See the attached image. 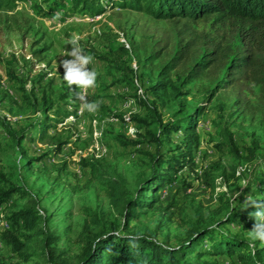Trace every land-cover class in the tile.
<instances>
[{"label": "trees", "instance_id": "16d2710c", "mask_svg": "<svg viewBox=\"0 0 264 264\" xmlns=\"http://www.w3.org/2000/svg\"><path fill=\"white\" fill-rule=\"evenodd\" d=\"M16 1L0 0V34L9 23H17L15 14L8 13L13 11ZM64 2L54 1L55 4ZM115 7L119 11H114ZM70 10L91 15L109 11V15L116 16V28L127 39V46L121 44L117 56L121 59L126 54H134L136 62L151 73L152 81L147 89L155 99L148 102L142 96L140 101L147 114L133 117L143 130L136 140L123 137L119 140L125 146L143 143L154 146V153L149 154L150 172L137 181L132 191L114 169L104 175L105 194L110 206L121 216L120 225L108 224L103 216L84 208L85 218L76 236L78 252L74 256L56 245L57 236L48 228L47 218L40 213L38 198L0 172V208L14 195L23 200L20 205L13 201V209L6 216L7 227L0 231V241L23 261L36 256L38 260L33 264H264V245L255 242L253 249L245 234L255 223L250 215L255 209L243 207V204L230 208L221 216V208L200 215L199 222L176 245L128 230L131 221L156 203L172 216L173 200L162 204L159 193L166 184L174 182L183 166L190 164L193 167V152L199 144L197 124L207 108L204 103L189 106L180 99L192 81L200 77L208 81L204 90V100L208 103L217 95L229 111H237L249 118L264 113V0H75ZM122 11L144 13L150 20L139 22ZM160 21L162 24L158 23ZM47 49L33 51L38 61L49 63L42 55ZM132 73L137 77L134 71ZM9 74L15 78L12 72ZM41 79L39 74L34 81ZM18 81L23 83L20 78ZM119 81L134 84V80L126 76ZM21 89H24L23 85ZM253 93L254 101L250 98ZM68 97L76 99L69 88L58 94L56 100L43 90L40 114L30 126L15 130L5 120L0 121L22 156L26 157L22 142L27 137L30 141L51 146L45 154L61 151L66 140L50 129L55 130L57 123L72 115L61 106V103H67ZM28 98L24 93V99ZM166 100L175 107L168 120L163 119L159 109ZM30 129L34 130V136ZM173 132H181L182 137L173 148H168V153L161 151L163 143L172 141ZM220 137L214 142L218 151L240 156L232 132L223 128ZM247 151L254 154L250 147ZM39 159L29 157L26 161L31 166ZM80 163L91 170L95 166L87 158H82ZM220 165L219 161L214 162L213 167L200 172L199 177L214 193L226 195L225 191L215 192L219 189L217 177L225 184L223 174L214 175L212 171ZM64 167L65 163H62L61 169ZM236 170L237 166L234 174L239 175L240 168ZM250 196L264 199V174ZM236 224L239 230L231 228Z\"/></svg>", "mask_w": 264, "mask_h": 264}, {"label": "rangeland", "instance_id": "374dc122", "mask_svg": "<svg viewBox=\"0 0 264 264\" xmlns=\"http://www.w3.org/2000/svg\"><path fill=\"white\" fill-rule=\"evenodd\" d=\"M54 1L18 0L13 11L8 12L15 14L17 23H9L0 34V121L5 120L15 130L30 126L40 114L43 90L53 100L66 92L68 86L63 82V68L59 61L69 58L64 54L71 46L66 45L65 40L72 35H77L85 53L94 57L89 68L98 74L97 86L88 90L87 98L98 102L100 107L95 113H89L82 111L81 102L72 97L66 99L67 103H61L72 115L57 123L55 130L50 129L66 140L57 154H45L51 146L30 141L27 137L22 142L26 157L22 156L0 124V172L38 198L40 213L47 218L48 228L57 236L56 245L74 256L78 252L76 236L85 218L84 208L94 210L108 224L120 225L121 216L110 206L105 194L104 175L114 169L132 191L137 181L149 174L152 163L149 154L154 153V146L146 143L125 146L119 140L122 137L139 138L143 127L133 117L147 114L140 98L143 96L152 102L155 97L147 89L152 81L150 71L136 62L134 54H126L121 59L116 54L121 44L127 46L126 37L114 23L116 16L109 15V11L100 15L72 12L70 8L75 0H65L61 4ZM114 11L119 8L115 7ZM122 12L139 22L150 20L144 13ZM158 23L162 24L161 21ZM44 47L48 49L42 55L49 63L38 61L33 53ZM131 69L137 77L132 75ZM9 72L15 78L10 77ZM39 74L41 81H34ZM124 76L132 78L134 84L120 82ZM19 78L23 80L22 84ZM206 87L208 81L200 77L185 88L187 93L180 98L189 106L204 103L207 108L197 124L199 144L193 152V167L190 164L183 166L174 182L166 184L159 193L162 204L173 200L172 216L156 203L130 222L129 231L176 245L199 222L200 215L221 208V216L234 208V204L235 208L243 204L264 174V113L249 118L237 111H229L217 95L208 103L204 100ZM254 91L257 92V88ZM24 93L28 99H24ZM254 94L250 95L252 101L255 100ZM174 108V103L168 100L159 107L164 120L171 117ZM223 128L232 132L240 156L222 154L214 147V142L221 139ZM31 133L35 135L34 130ZM181 137V132L171 133L172 141L163 143L161 151L168 153V148H173ZM247 147L254 149L253 155ZM29 157L40 159L30 166L26 161ZM82 158L94 162V169L83 166L80 163ZM216 161L221 165L212 170L213 174H223L225 184L219 180L221 177H217L216 187L219 189L215 192L225 191L226 195H217L199 177L200 172L213 167ZM62 163H65L63 169ZM236 166V172L240 168L239 175L234 174ZM245 183L247 187L241 189ZM13 201L18 205L23 202L14 195L0 208V231L7 227L6 216L13 209ZM231 228L239 230L240 227L236 224ZM245 234L248 236V231ZM256 244L264 245L259 241ZM37 260L36 256H31L28 261H23L0 241V264H33Z\"/></svg>", "mask_w": 264, "mask_h": 264}, {"label": "clouds", "instance_id": "9594fccd", "mask_svg": "<svg viewBox=\"0 0 264 264\" xmlns=\"http://www.w3.org/2000/svg\"><path fill=\"white\" fill-rule=\"evenodd\" d=\"M65 43L71 47L64 54V56L69 58L59 61L60 66L63 68V82L73 91L75 98L81 102L82 111L95 113L100 107L99 103L89 101L87 98L88 90L94 89L97 86L98 74L95 70L89 68L94 57L85 53L77 35L69 36L65 40ZM246 187V183L241 185V189ZM239 195L240 193H237V196ZM249 206L255 209L254 212L250 213L254 217L255 223L248 230L250 246L254 249L256 241L264 244V199H254L250 195L246 196L243 207Z\"/></svg>", "mask_w": 264, "mask_h": 264}, {"label": "crops", "instance_id": "0c3cea01", "mask_svg": "<svg viewBox=\"0 0 264 264\" xmlns=\"http://www.w3.org/2000/svg\"><path fill=\"white\" fill-rule=\"evenodd\" d=\"M224 260H225V258H224Z\"/></svg>", "mask_w": 264, "mask_h": 264}]
</instances>
